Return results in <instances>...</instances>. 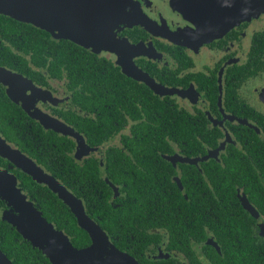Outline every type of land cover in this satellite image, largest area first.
I'll return each instance as SVG.
<instances>
[{"label":"flooded vegetation","instance_id":"flooded-vegetation-1","mask_svg":"<svg viewBox=\"0 0 264 264\" xmlns=\"http://www.w3.org/2000/svg\"><path fill=\"white\" fill-rule=\"evenodd\" d=\"M126 1L132 20L109 35L113 51L52 38L57 58H96L101 76L118 71L125 77H115L116 101L109 104L107 93L96 103L80 86L48 73L39 50L35 57L28 52L25 31L12 32L11 17L0 13V70L24 77L0 76V137L74 194L56 176L55 139L31 127L56 132L12 101L5 83L26 105L78 131L86 147L75 157L76 142L68 137L72 162L85 168L88 196L110 188L108 200L101 191L97 198L118 209L115 221L102 224L97 199L85 206L74 195L138 264H264V0ZM63 41L80 48L59 52ZM131 67L157 90L128 76ZM15 118L21 134L11 126ZM144 139L163 141L165 149L130 147ZM12 183L44 216L40 197L55 194L0 156V189ZM132 186L147 194H128ZM144 205L143 217L134 212ZM9 207L0 197V220ZM112 224L115 233L108 232Z\"/></svg>","mask_w":264,"mask_h":264},{"label":"water","instance_id":"water-1","mask_svg":"<svg viewBox=\"0 0 264 264\" xmlns=\"http://www.w3.org/2000/svg\"><path fill=\"white\" fill-rule=\"evenodd\" d=\"M252 5L255 2L251 0ZM126 0H0V13L14 20L31 24L50 34L52 38L67 39L93 52L109 49L108 39L120 22L131 21L132 17L125 11ZM254 10H251L253 15ZM127 46V45H126ZM130 62V57L126 60ZM15 79L24 80L20 74L9 70H0ZM126 74L145 82L157 90L147 76L131 67ZM9 76V77H10ZM3 81L2 79H0ZM7 87V94L12 101L45 128L63 136L72 137L76 142L75 157L85 151L86 144L82 135L64 121L45 114L40 109L25 104V99L12 95V85ZM41 91V89H38ZM225 141L215 150L223 148ZM0 156L10 160L16 167L28 173L41 185H46L64 203L75 217L77 225L83 229L89 244L74 246L69 236L52 222L48 221L31 201H27L12 183L7 190L0 189V197L10 206L4 211L2 219L11 224L24 240L38 248L50 264H138L130 255L119 251L109 240L106 232L86 214L83 202L69 191L60 181L45 173L33 161L22 155L19 150L11 148L0 137ZM174 160L176 156H168ZM109 183V182H108ZM0 264H13L0 249Z\"/></svg>","mask_w":264,"mask_h":264},{"label":"trees","instance_id":"trees-1","mask_svg":"<svg viewBox=\"0 0 264 264\" xmlns=\"http://www.w3.org/2000/svg\"><path fill=\"white\" fill-rule=\"evenodd\" d=\"M9 21V26L12 32L18 34L25 31L26 34H21H23L24 37L27 38V42L31 44V50L27 51L35 57L38 52L37 50H39L42 57V66L44 69L49 71L48 73L55 75L59 79H64L67 84L80 86V91H84L88 95L89 99L95 101L96 103L102 101V97L105 93H107L108 104L116 101L114 92L110 90V87L116 85V81L114 80L116 76L125 79V77L118 71H113L112 73L105 72L107 74L101 76L98 70L101 63L99 59L85 57L72 60L68 58H57L54 55L55 41L48 32L30 24H23L11 18ZM59 48V52L68 53L74 52V50H79L78 48L80 47L63 41L59 43ZM10 112L11 115H13L12 109H10ZM15 124L16 118L12 120L11 126L14 127L19 134H21L23 131L20 128L15 127ZM152 127H154L155 131H157L158 128H155L156 126ZM36 128L43 132L41 134L43 137L51 134V138H54L56 141V146L52 149V151L57 157V178L67 184L69 189L72 190L74 194L82 198L85 206L88 202H94L97 199L95 202L96 211L101 218L103 217L101 221L99 220V222L103 224L106 219L109 221H115L116 217L114 214L118 212V209L111 207L108 201L104 206H102L101 202L97 198L101 191L103 199H109L111 194L108 186L98 188L99 190L97 195H87V173L85 168L83 165L73 163L72 157L70 156L73 147L72 140L61 134H52L51 131L45 132L38 125H32L31 127L33 131H35ZM149 128L150 126L145 124L143 132L146 133ZM83 131L86 132L85 129H83ZM130 147L137 149H165L163 141L150 139L139 140ZM110 170L111 166L108 164V172H110ZM135 187L136 186L129 187L128 194L138 193L139 196L147 194V188L140 187L137 189ZM46 197H40V199H44L43 204L45 205H42L41 210L44 216L48 218L47 220L52 222L56 228L62 229L69 236L70 241L74 246L83 247L87 245L90 242L89 237L87 233L77 225L74 215L52 193H47ZM54 202L59 206V210H53L55 204ZM161 209L163 208L159 206L155 212L160 213V211H162ZM134 212L141 213V216L143 217V215L149 211L146 210V206L144 205V208L134 210ZM165 212L166 211H163L162 213ZM116 229L117 226L112 224L108 227V232L115 233ZM0 249L6 254L13 264H50L48 259L38 248L32 247L28 241L21 237L11 224L4 220H0Z\"/></svg>","mask_w":264,"mask_h":264}]
</instances>
